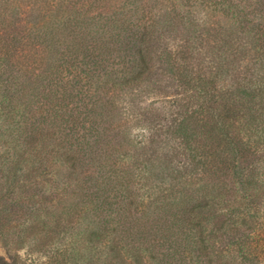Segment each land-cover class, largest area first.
Masks as SVG:
<instances>
[{
  "label": "trees",
  "instance_id": "1",
  "mask_svg": "<svg viewBox=\"0 0 264 264\" xmlns=\"http://www.w3.org/2000/svg\"><path fill=\"white\" fill-rule=\"evenodd\" d=\"M25 1L0 0V264H26L23 247L45 264H264V0ZM199 41L223 58L212 79ZM248 53L250 75L219 87ZM163 73L196 108L165 159L151 140L129 166L117 107Z\"/></svg>",
  "mask_w": 264,
  "mask_h": 264
},
{
  "label": "rangeland",
  "instance_id": "2",
  "mask_svg": "<svg viewBox=\"0 0 264 264\" xmlns=\"http://www.w3.org/2000/svg\"><path fill=\"white\" fill-rule=\"evenodd\" d=\"M17 4L23 6V9L27 10L25 6V0H14ZM33 1V0H31ZM199 18H205V13H198ZM210 19V20H209ZM212 18H207L205 22L207 25H203V28H207ZM178 28V27H177ZM161 30V29H160ZM208 30V29H207ZM207 33V32H205ZM208 34V33H207ZM195 34L190 33L189 30L183 28L179 25L178 31L176 32L173 39L176 42H183L187 37L194 39ZM207 44L212 43L213 37L212 34L205 36ZM200 44L199 53L205 57H201L198 67L201 69V76L206 79L214 78V71L217 68L216 64L219 65L223 62V58L219 55L211 54L208 51L210 48L209 45H206L204 42L200 41L197 45ZM195 49V48H194ZM212 51V49H211ZM199 59V58H196ZM253 63V54L248 53L246 59H240L235 61H227V65H224V70L218 74L216 80L218 81L219 87L224 86L227 89L232 88L237 83H240L245 76H249L246 71V67L252 66ZM157 87V88H156ZM128 96V97H127ZM124 100L117 107V118L116 126L118 129H123L126 127L130 130V137L137 143L130 145L127 150L129 151L130 158H126V161L129 166L136 165L142 167L143 165H148L147 159L151 157L152 153L147 151L143 152L141 149V144H149L153 140L155 146L156 156L162 161L164 158V153H168L169 147L176 146L171 137L165 134L167 127L174 125L177 121H180L182 115L191 114L195 110L196 106H192V109H181V105H184V99H186L185 94H183V85H179L178 82L173 81V76L169 74L157 75L151 77L148 80V83L140 87L136 92L130 95H124ZM178 105H180L178 107ZM180 108V109H179ZM186 112V113H185ZM177 114H180V116ZM159 145V148L157 145ZM183 160V159H182ZM172 161V159H171ZM171 164L170 167L175 169H180V171L185 170L184 165L179 167ZM143 164V165H141ZM160 165L163 166L161 163ZM164 187L168 186V181L163 182ZM162 185V186H163ZM163 187H160V191L163 190ZM7 248L3 244V239L0 237V257L7 259L6 254ZM18 254L22 260H25L26 264H45L46 258L43 254L39 252H29L26 247L19 249Z\"/></svg>",
  "mask_w": 264,
  "mask_h": 264
}]
</instances>
